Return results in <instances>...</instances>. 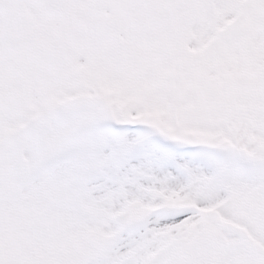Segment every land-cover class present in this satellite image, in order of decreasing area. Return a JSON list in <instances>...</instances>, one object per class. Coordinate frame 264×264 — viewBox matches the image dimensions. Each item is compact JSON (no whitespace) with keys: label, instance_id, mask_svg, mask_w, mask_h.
<instances>
[{"label":"snow or ice","instance_id":"snow-or-ice-1","mask_svg":"<svg viewBox=\"0 0 264 264\" xmlns=\"http://www.w3.org/2000/svg\"><path fill=\"white\" fill-rule=\"evenodd\" d=\"M0 264H264V0H0Z\"/></svg>","mask_w":264,"mask_h":264}]
</instances>
